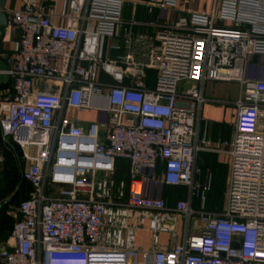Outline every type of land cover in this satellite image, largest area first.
Here are the masks:
<instances>
[{
    "label": "built area",
    "instance_id": "2783aa9c",
    "mask_svg": "<svg viewBox=\"0 0 264 264\" xmlns=\"http://www.w3.org/2000/svg\"><path fill=\"white\" fill-rule=\"evenodd\" d=\"M8 1L21 8L5 10L19 40L0 69L11 85L0 93V129L22 152L30 192L0 264H264V80L246 77L264 56V0H147L165 16L152 89L129 57H104L128 0ZM211 82L238 86L235 100L209 101L234 108L231 140L202 128ZM87 112L107 120L85 124ZM201 154L228 166L221 210L194 206L212 192ZM123 162L128 180L117 183ZM152 182L186 198L148 196ZM179 221L172 248L136 246L146 228L155 244L162 233L176 238Z\"/></svg>",
    "mask_w": 264,
    "mask_h": 264
},
{
    "label": "crops",
    "instance_id": "0c3cea01",
    "mask_svg": "<svg viewBox=\"0 0 264 264\" xmlns=\"http://www.w3.org/2000/svg\"><path fill=\"white\" fill-rule=\"evenodd\" d=\"M147 0H128L124 13V26L120 33V37L115 40H109L105 44L104 57L112 61L118 62L120 59L129 57L130 66L134 69L142 70L144 73V86L152 89L155 85L157 72L153 61L155 50L158 46L156 35L159 31L158 25L164 22V14L160 11L149 13L144 4ZM5 10L21 8L19 3H11L6 1ZM6 14V13H4ZM7 22H8V15ZM171 14L169 15V17ZM8 26V23H7ZM7 26L1 27L2 37L0 38V69L5 67L3 55L13 51L16 43L19 40V33H12L7 29ZM113 47L119 49L115 50ZM246 77L251 80H264V56L252 57L251 63L246 68ZM100 80L103 82H111V79L104 75H100ZM132 77H125V83L131 84ZM214 85H219L217 94L218 97L212 96V88ZM10 80L5 77H0V93L10 88ZM44 89V88H43ZM205 96L208 100L202 107L203 130L207 136L213 140H231L233 137V122L235 119V110L232 106H227L221 103L209 102L214 100H229L233 101L238 96V86L229 83H208L205 86ZM221 96V97H220ZM105 116V117H104ZM85 124L90 122H102L107 120L106 115L87 112L82 115ZM2 139L0 129V140ZM3 140V139H2ZM1 147V141H0ZM198 166L205 172L210 171L213 177L217 175V170L221 167H227L226 161L218 162L217 157L212 154H201L198 160ZM119 172H122L128 178V164L119 163ZM8 165H0V244L4 243L13 228L15 223L14 212L20 205L21 196L17 182L10 178ZM12 172V171H11ZM22 176V172L20 173ZM213 174V175H212ZM228 175V173H227ZM22 182V177H20ZM128 180V179H127ZM228 180V176H227ZM226 180V186H227ZM214 187V181L212 182ZM29 192L30 187L27 185ZM29 192L26 199L28 198ZM145 193L148 196H158L166 199L170 205H173L178 200L186 198V192L181 189L167 188L152 182ZM20 198V199H19ZM25 199V200H26ZM195 206V203H194ZM181 221L177 226V237L171 238L169 234L162 233L158 237V243L153 241L152 233L146 228L138 231L136 235V246L140 250L150 251L153 249L172 248L181 242L183 230ZM193 229L190 233L195 232V221L192 223Z\"/></svg>",
    "mask_w": 264,
    "mask_h": 264
},
{
    "label": "rangeland",
    "instance_id": "374dc122",
    "mask_svg": "<svg viewBox=\"0 0 264 264\" xmlns=\"http://www.w3.org/2000/svg\"><path fill=\"white\" fill-rule=\"evenodd\" d=\"M218 86L219 85H214L212 88L213 97H218L217 90L223 89V87L219 88ZM0 141H1L0 151L2 155V162L0 163V165L1 164L8 165L9 167L8 173L10 175V178L12 177L13 180L17 182L19 196H21V201H20V204H21L26 199L29 189L26 184L21 182L19 175L26 168L27 164L22 157V152L18 149V147H16V145L12 141L2 140V139ZM217 160H218V157H217ZM227 173H228V170H227V167L225 166L217 170V175L213 176V177H216V179H213L214 187L212 185V192L208 194L207 196H205L204 201H202V204L195 201L196 208L202 207L208 211L221 210L224 208L226 180L228 176ZM127 179L128 178L124 174H122V172L118 173L115 176V180L117 183H120L122 181L126 182Z\"/></svg>",
    "mask_w": 264,
    "mask_h": 264
},
{
    "label": "water",
    "instance_id": "95a60500",
    "mask_svg": "<svg viewBox=\"0 0 264 264\" xmlns=\"http://www.w3.org/2000/svg\"><path fill=\"white\" fill-rule=\"evenodd\" d=\"M7 0H0V38L2 37L1 27L7 26V16L5 13V3ZM1 63V61H0Z\"/></svg>",
    "mask_w": 264,
    "mask_h": 264
},
{
    "label": "trees",
    "instance_id": "16d2710c",
    "mask_svg": "<svg viewBox=\"0 0 264 264\" xmlns=\"http://www.w3.org/2000/svg\"><path fill=\"white\" fill-rule=\"evenodd\" d=\"M17 147V146H16ZM19 149V148H18ZM20 150V149H19ZM21 151V150H20ZM21 177V174L19 175ZM22 183L26 184L24 181H22ZM27 185V184H26Z\"/></svg>",
    "mask_w": 264,
    "mask_h": 264
}]
</instances>
